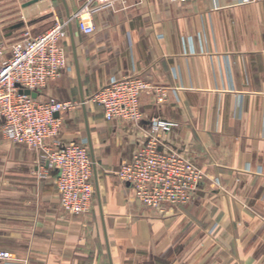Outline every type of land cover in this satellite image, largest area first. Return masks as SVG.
<instances>
[{"label": "crops", "instance_id": "0c3cea01", "mask_svg": "<svg viewBox=\"0 0 264 264\" xmlns=\"http://www.w3.org/2000/svg\"><path fill=\"white\" fill-rule=\"evenodd\" d=\"M86 2L28 7L32 34L68 21ZM46 15L52 24L40 21ZM92 20V35L75 21L70 34L68 24L60 44L71 69L36 98L78 103L56 115L60 133L47 145H86L91 209L64 215L55 173L39 152L7 140L0 122V251L25 264H264V1L114 0ZM19 27L0 19V64ZM130 76L149 84L142 119L105 121L90 98L111 78ZM153 118L178 124L160 150L205 175L189 204L164 214L141 206L114 175Z\"/></svg>", "mask_w": 264, "mask_h": 264}, {"label": "built area", "instance_id": "2783aa9c", "mask_svg": "<svg viewBox=\"0 0 264 264\" xmlns=\"http://www.w3.org/2000/svg\"><path fill=\"white\" fill-rule=\"evenodd\" d=\"M114 0H87L70 20L56 21L47 31L24 36L15 41L9 57L0 64V122L3 136L12 144L39 152L46 168L55 173V189L61 211L78 216L90 211L94 185L93 163L84 143H55L61 122L55 115L78 108V103L60 102L54 98L38 101L19 94V89L38 92L71 69L68 54L60 42L67 36V26L75 21L85 35L94 33L93 16L112 6ZM264 0H241L251 4ZM19 86V87H17ZM149 89L143 78L130 76L111 78L90 98L98 106L105 121L136 124L142 119L140 96ZM178 127L176 122L153 118L145 141L133 152L129 162L114 172L129 185L134 199L144 208L164 214V208L189 204L204 181V173L189 159L174 151L160 150L161 137ZM3 264L19 263L10 252L0 251Z\"/></svg>", "mask_w": 264, "mask_h": 264}, {"label": "rangeland", "instance_id": "374dc122", "mask_svg": "<svg viewBox=\"0 0 264 264\" xmlns=\"http://www.w3.org/2000/svg\"><path fill=\"white\" fill-rule=\"evenodd\" d=\"M39 1L42 0H0V19H2V22L6 24V26L16 24V26L20 25L19 28H23L20 29L21 32L17 35L16 41L21 39L25 33H28L32 37L43 33L41 32L33 35V30L28 24L32 15L27 11V8L37 4ZM43 19H46V22L49 24L53 22V18L50 19L47 15L41 18L40 21Z\"/></svg>", "mask_w": 264, "mask_h": 264}, {"label": "water", "instance_id": "95a60500", "mask_svg": "<svg viewBox=\"0 0 264 264\" xmlns=\"http://www.w3.org/2000/svg\"><path fill=\"white\" fill-rule=\"evenodd\" d=\"M68 19L70 20V16H68ZM20 25L16 26V27H19ZM69 30H70V34H71V26H70V23H69ZM72 52H73V56H74V60H75V63H76V52H75V48H74V45L72 44ZM19 87V86H17ZM19 94L21 95H25V96H29L33 99H36L37 98V95H38V92H32L30 90H27V89H19ZM84 104V100H82V105ZM56 116V115H55Z\"/></svg>", "mask_w": 264, "mask_h": 264}]
</instances>
